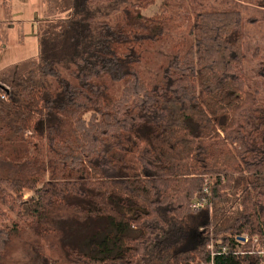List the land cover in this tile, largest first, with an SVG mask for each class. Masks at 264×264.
<instances>
[{
	"label": "trees",
	"instance_id": "obj_1",
	"mask_svg": "<svg viewBox=\"0 0 264 264\" xmlns=\"http://www.w3.org/2000/svg\"><path fill=\"white\" fill-rule=\"evenodd\" d=\"M42 1L37 55L0 79V221L12 211L47 239L57 210L88 216L97 252L68 245L64 264H264V101L242 12ZM18 230L0 225V264Z\"/></svg>",
	"mask_w": 264,
	"mask_h": 264
},
{
	"label": "rangeland",
	"instance_id": "obj_2",
	"mask_svg": "<svg viewBox=\"0 0 264 264\" xmlns=\"http://www.w3.org/2000/svg\"><path fill=\"white\" fill-rule=\"evenodd\" d=\"M203 1L206 8H235L242 12L246 20L245 78L248 87L260 89L258 97L264 101V77L260 74L264 66V9L238 0ZM157 9V5H152L142 10L144 14L151 16ZM45 12H49V8L42 0H0V36L4 39V48L0 51V79H7L9 74L22 73L27 61L37 55L39 38L34 32V22L41 19ZM109 19L111 22L122 21V10L113 12ZM6 85L9 84L0 81L1 91ZM30 135L31 131H25L23 140H27ZM2 171L0 164V172ZM33 195L32 189H25L22 196H18L21 197L18 198V203L24 205L22 202L30 201ZM8 213L11 219L0 221V225L12 228L17 224L19 230L11 237L2 264H51L55 260L64 264L68 262V245L78 246L90 254L97 252L96 244L101 239H94L93 223L83 213L69 209L52 213L48 225L58 236L47 239L41 237L34 226L17 214L12 211Z\"/></svg>",
	"mask_w": 264,
	"mask_h": 264
},
{
	"label": "built area",
	"instance_id": "obj_3",
	"mask_svg": "<svg viewBox=\"0 0 264 264\" xmlns=\"http://www.w3.org/2000/svg\"><path fill=\"white\" fill-rule=\"evenodd\" d=\"M2 98H6V95H2ZM206 191L209 192V189L206 188ZM207 203V198H204L201 201H198L194 204V207L200 208V207H204L205 204ZM246 241H248L249 239H245ZM258 239H254V242L257 241ZM210 248H212V245L209 246ZM253 253V251L251 252ZM260 254L264 255V247L259 251Z\"/></svg>",
	"mask_w": 264,
	"mask_h": 264
}]
</instances>
